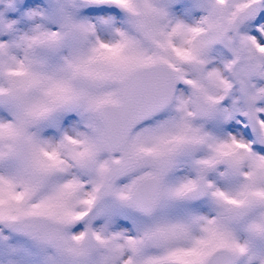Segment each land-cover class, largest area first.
I'll list each match as a JSON object with an SVG mask.
<instances>
[{
	"label": "snow or ice",
	"instance_id": "6c2138e0",
	"mask_svg": "<svg viewBox=\"0 0 264 264\" xmlns=\"http://www.w3.org/2000/svg\"><path fill=\"white\" fill-rule=\"evenodd\" d=\"M0 264H264V0H0Z\"/></svg>",
	"mask_w": 264,
	"mask_h": 264
}]
</instances>
